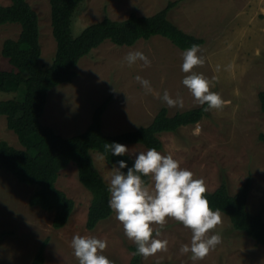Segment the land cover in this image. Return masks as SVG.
Returning <instances> with one entry per match:
<instances>
[{"label": "rangeland", "instance_id": "1", "mask_svg": "<svg viewBox=\"0 0 264 264\" xmlns=\"http://www.w3.org/2000/svg\"><path fill=\"white\" fill-rule=\"evenodd\" d=\"M38 15L40 64L51 65L56 50L52 35L49 0H27ZM175 0H84L72 19V34L78 35L86 26L105 16L123 20L130 13L150 16ZM168 13L169 18L184 32L200 37L205 63L194 69L212 84L211 91L225 101L222 111L211 110L196 124L180 127L175 133L160 135L162 155H172L181 168L202 178L207 192L224 182L230 194L250 178L251 189L247 209L264 219V143L258 135L264 133V112L260 109L258 93L264 90V0H177ZM10 0H0L7 5ZM18 24L0 26V69H12L1 54L5 39H16ZM132 51L142 52L150 67L137 62L129 67L124 57ZM181 50L166 38L154 36L134 45L117 46L105 41L83 57L76 66L71 83L60 84L49 91L40 118L63 136L83 132L91 122L94 109L107 97L110 102L102 116V130L113 135L150 123L161 106L169 114L197 107L182 80ZM150 82L146 92L136 77ZM24 85L16 92L0 91V100L24 96ZM183 98L184 107L169 108L162 102L163 93ZM200 128L197 134L196 129ZM22 148L17 136L7 128L0 115V141ZM133 159L148 149L141 144H122ZM33 153V152H32ZM95 167L109 185L115 165L99 159L91 152ZM56 187L74 202L67 223L60 229L52 226L53 211L28 204L35 186L20 183L11 173L0 169V264H30L40 244L47 239L45 264H78L70 247L74 235L92 236L107 241L102 253L113 264H128L132 256L122 225L112 212L109 218L88 230L86 219L91 194L79 182L77 167L70 162L59 172ZM222 223L214 233L221 243L202 260L192 261L191 253L181 254L182 245H190L191 231L169 219L159 239L168 240L166 251L147 259L144 264H264V246L232 228L229 218L221 213ZM155 235V234H154Z\"/></svg>", "mask_w": 264, "mask_h": 264}, {"label": "trees", "instance_id": "2", "mask_svg": "<svg viewBox=\"0 0 264 264\" xmlns=\"http://www.w3.org/2000/svg\"><path fill=\"white\" fill-rule=\"evenodd\" d=\"M83 1L49 0L56 50L48 67L40 64L39 20L28 1L10 0L7 5L0 4V26H20L16 39L8 38L2 43L1 54L12 69H0V91L13 93L21 84L25 87L21 101L13 98L0 100V115L5 116L7 128L17 136L22 146L15 148L4 140L0 141V169L11 173L20 183L35 186L28 204L53 211L52 226L55 229L67 223L74 208L73 200L56 187L59 172L70 162L77 167L79 182L91 194L86 228L92 230L99 222L109 218L112 210L108 206L109 185L95 167L91 152L103 154L105 161L116 167L118 161H124L127 168L121 171L126 174L127 169L133 167L135 159L128 154L114 156L111 152H105L106 143L141 144L147 149L160 150L162 133H175L180 127L196 124L206 114L203 111L206 105L174 114H169L168 109L161 106L149 124L108 135L102 130V116L110 102L109 96L94 109L91 122L77 135L63 137L52 127L42 124L40 118L49 91L60 84L71 83L76 77L78 62L103 42L130 47L139 40L161 36L181 50L204 43L202 38L184 32L170 20L168 13L178 4L177 0L168 2L164 8L150 16L130 13L123 20L105 16L73 36L72 19ZM258 100L264 112V90L258 93ZM258 139L264 143V133H260ZM250 189V178H247L234 194H230L227 185L222 182L214 191L206 192L205 195L211 209H218L225 214L234 230L264 246V219L260 214H251L247 209ZM46 244L47 239L40 244L30 264H45ZM129 250L132 256L128 264H144L142 256L133 255L136 252L134 244L129 246Z\"/></svg>", "mask_w": 264, "mask_h": 264}, {"label": "clouds", "instance_id": "3", "mask_svg": "<svg viewBox=\"0 0 264 264\" xmlns=\"http://www.w3.org/2000/svg\"><path fill=\"white\" fill-rule=\"evenodd\" d=\"M199 45H192L182 54L181 71L185 73L182 80L195 104L203 111H222L225 101L211 91V82L195 68L204 65L205 60L198 53ZM124 61L131 67L142 62L150 67L151 61L140 51L129 52ZM146 92H151L150 82L136 77ZM162 102L169 108H183L184 101L179 95L174 99L165 90ZM200 132L197 127L196 133ZM105 152L114 156H124L129 150L118 143H106ZM103 154L99 159L103 160ZM124 161H118V167L111 170L108 192V206L115 213V219L122 225L126 238L136 246L133 255L144 259L158 252L166 251L168 240L159 239L161 230L169 219L181 223L191 231L190 245L180 248L181 254L191 253L192 261H202L210 251L221 243V236L214 233L222 223L221 212L213 211L206 198L207 186L202 178H194V173L181 168L179 161L172 155H162L156 148L139 152L133 167L127 169ZM155 234V235H154ZM73 256L78 264H113L102 253L107 249V241L92 236L74 235L70 242Z\"/></svg>", "mask_w": 264, "mask_h": 264}]
</instances>
